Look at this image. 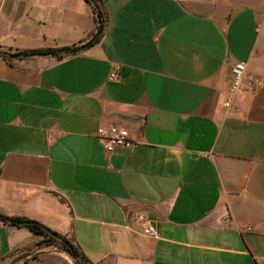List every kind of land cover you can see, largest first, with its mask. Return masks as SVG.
Segmentation results:
<instances>
[{
	"label": "crops",
	"instance_id": "0c3cea01",
	"mask_svg": "<svg viewBox=\"0 0 264 264\" xmlns=\"http://www.w3.org/2000/svg\"><path fill=\"white\" fill-rule=\"evenodd\" d=\"M101 1L85 50L0 57V215L72 237L94 264H264V91L251 82L264 0ZM94 17L84 0H0V49L86 42ZM236 62L249 81L229 95ZM111 124L131 149L104 153L96 131ZM40 239L0 222V264Z\"/></svg>",
	"mask_w": 264,
	"mask_h": 264
},
{
	"label": "trees",
	"instance_id": "16d2710c",
	"mask_svg": "<svg viewBox=\"0 0 264 264\" xmlns=\"http://www.w3.org/2000/svg\"><path fill=\"white\" fill-rule=\"evenodd\" d=\"M84 1L91 6L93 14L95 15L94 17L95 32L91 34V38L88 39V41L86 42L83 41L78 44H73L70 46L15 50L13 52L0 49V57L9 63H12L13 59H21L32 56H51L56 59H62L64 57H68L76 54L77 49L81 45L85 43H88L90 45L96 42L101 36L102 27L106 21V12L104 10L101 0H84ZM99 29H101V31L98 37L95 40H92V37H94L95 33ZM0 222L7 224L9 226L26 228L27 230L41 237L39 241L19 250L15 255L9 257V260L23 252L33 251L40 249L44 246L52 245L69 254V256L74 259V262L76 264H94L85 256V254L82 252V250L79 248L78 244L75 242V240L72 237L60 235L59 233L50 230L49 228H47L46 226L42 225L41 223L35 220L28 219L25 217L0 215Z\"/></svg>",
	"mask_w": 264,
	"mask_h": 264
},
{
	"label": "built area",
	"instance_id": "2783aa9c",
	"mask_svg": "<svg viewBox=\"0 0 264 264\" xmlns=\"http://www.w3.org/2000/svg\"><path fill=\"white\" fill-rule=\"evenodd\" d=\"M245 76V64L236 62L231 68V84L229 87V95L235 94L242 86L243 77ZM118 78L117 71H111L107 77L108 80H116ZM226 100L224 106H228ZM96 139L101 149L106 154H111L116 150L131 149L135 142L129 137L127 130L116 124L107 127H99L96 131ZM136 221L140 224V233L152 239L158 237V232L154 226V222L145 215L139 214L135 216ZM249 230V228H247Z\"/></svg>",
	"mask_w": 264,
	"mask_h": 264
},
{
	"label": "rangeland",
	"instance_id": "374dc122",
	"mask_svg": "<svg viewBox=\"0 0 264 264\" xmlns=\"http://www.w3.org/2000/svg\"><path fill=\"white\" fill-rule=\"evenodd\" d=\"M263 68L261 70V74L258 75L256 81H251L253 85H257L259 89L264 91V63L262 64ZM249 81L246 76L243 77V82ZM25 261H35L37 264H76L74 259L69 256L65 251L55 247V246H44L40 249L32 251V256ZM20 262V263H21Z\"/></svg>",
	"mask_w": 264,
	"mask_h": 264
},
{
	"label": "water",
	"instance_id": "95a60500",
	"mask_svg": "<svg viewBox=\"0 0 264 264\" xmlns=\"http://www.w3.org/2000/svg\"><path fill=\"white\" fill-rule=\"evenodd\" d=\"M100 31H101V29H99V30L95 33L94 37H92V40H95V39L98 37ZM88 46H89L88 43H85V44L81 45V46L77 49V52H80V51L85 50ZM31 256H32V252H31V251H26V252H23V253H21V254L16 255V256L13 257L11 260H9V261H7V262H4V263H2V264H17V263H19V262H21V261H24V260H26V259L31 258Z\"/></svg>",
	"mask_w": 264,
	"mask_h": 264
}]
</instances>
